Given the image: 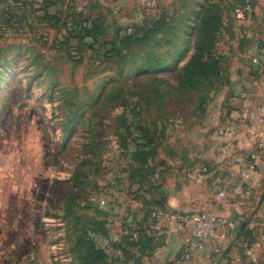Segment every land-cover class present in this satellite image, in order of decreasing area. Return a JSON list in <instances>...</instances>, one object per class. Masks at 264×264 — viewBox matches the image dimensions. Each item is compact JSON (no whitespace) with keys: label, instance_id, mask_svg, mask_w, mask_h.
I'll return each mask as SVG.
<instances>
[{"label":"rangeland","instance_id":"rangeland-1","mask_svg":"<svg viewBox=\"0 0 264 264\" xmlns=\"http://www.w3.org/2000/svg\"><path fill=\"white\" fill-rule=\"evenodd\" d=\"M31 1L20 28L0 30V264H77L73 248L82 223L68 222V199L80 197L73 216L84 224L97 208L118 205V192L110 197L118 185L123 194L130 186L128 162L120 156L115 135L121 128L118 116L126 109L123 98L130 104L127 111L139 102L136 121L157 126V131L197 127V98L178 101L167 86L164 98H157L153 81L176 84L174 69L188 56L189 45L182 43H187L196 13L208 0H58L55 12L46 0ZM211 1L222 15L216 47L222 54L242 26L230 0ZM45 8L57 19H44ZM81 10L98 19L97 35L103 40L131 25L151 26L164 12L174 18L148 40L147 48L142 47L145 59L103 63L102 57H90L89 52L80 59L73 44H60L72 29L65 21ZM172 45L185 51L182 60L156 69L155 56ZM113 88L122 91L118 98L112 97ZM224 89L214 95L215 102ZM110 97L115 100L108 102ZM165 140L159 149L172 158ZM158 154L155 162H160ZM78 169L81 189L75 190ZM132 199L127 194L119 203L133 209L138 202ZM108 218L112 237H119L118 207ZM155 218L160 228L164 217L156 213Z\"/></svg>","mask_w":264,"mask_h":264},{"label":"crops","instance_id":"crops-1","mask_svg":"<svg viewBox=\"0 0 264 264\" xmlns=\"http://www.w3.org/2000/svg\"><path fill=\"white\" fill-rule=\"evenodd\" d=\"M250 2L252 11L238 19L241 32L223 48L228 79L222 96L213 100L197 127L165 130L164 146L173 157L159 149L158 159L165 164L159 170L169 214L158 228L164 244L146 264H169L184 248L188 260L180 264H264V147L248 182L234 161L264 139V0ZM228 180L233 185L219 198L217 188ZM189 211L226 218L230 226L198 247L191 228L172 218Z\"/></svg>","mask_w":264,"mask_h":264},{"label":"trees","instance_id":"trees-1","mask_svg":"<svg viewBox=\"0 0 264 264\" xmlns=\"http://www.w3.org/2000/svg\"><path fill=\"white\" fill-rule=\"evenodd\" d=\"M45 2L48 6H52L53 12L56 11L55 4H58V0ZM230 2L235 10L236 7L243 6L245 0H230ZM32 4L31 0H0V30L6 33L12 28H20L27 21L24 11ZM53 12L45 8L44 19L56 20V13ZM85 13L81 10L74 16H69L70 18L65 22L72 26V29L67 36H63L64 41L60 44H73L80 59L89 52L90 57H102L103 63L111 61L115 64H118V59L127 61L132 58L145 59L147 54L142 52V47L147 48L148 40L168 28L174 18L169 12H164L158 20L151 22V26L131 25L123 30H117L111 40H103L97 35L98 19L86 17ZM195 17V25L189 28L191 34L188 36V41L182 43V45H189L185 49L188 56L183 60L185 62L182 61L183 63L174 69L176 84L171 85L167 80H156L158 78L153 82L157 81L154 89L157 98H164L163 91L166 86L170 88L169 95H174L178 101L188 96L196 97L194 101L197 102V110L200 116H203L213 102L214 95L227 85L228 73L225 67L228 62L226 56L219 54L216 50L222 25V15L219 13L218 4L211 0L205 1ZM162 41L157 42L158 50H161ZM183 52L185 51L182 48L172 45L168 52L155 56L159 61L156 69L168 65L172 60H175L177 64L180 63ZM121 92L113 88L112 97L116 95L118 98ZM112 97L108 102L115 100ZM122 103L126 109L118 116V124L121 128L119 132L117 128L116 142L121 150L120 156L128 162L127 173L130 186L126 193L132 196V200H136L138 205L131 209L120 204V199L127 194H123L118 185V189L116 188L117 190L110 195L114 197V193L118 192V205L115 206V203L111 202L101 209L97 208L96 215L85 219L83 224L79 216H73L76 212L74 207L79 204L77 199L80 197L75 195L68 199L65 214L68 222L79 223V225L82 223L81 232L75 235L73 248L77 264H146L164 244L161 230L155 228L157 224L155 215L158 211L169 214L162 172L159 170L165 164L155 162V159L162 145V139L165 138L166 127L157 131V126L150 128L142 125L140 120L136 121L135 116L139 114L135 110L141 104L137 102L132 111H127L130 107L128 100L123 98ZM228 114L229 111L227 116ZM204 167L208 170L207 166ZM81 174L82 171L78 169L74 176L75 190L81 189L79 184ZM87 207L91 208L92 204L90 203ZM117 207L122 232L119 237L113 238L108 217L115 213ZM244 234L248 237L251 232L245 231Z\"/></svg>","mask_w":264,"mask_h":264},{"label":"built area","instance_id":"built-area-1","mask_svg":"<svg viewBox=\"0 0 264 264\" xmlns=\"http://www.w3.org/2000/svg\"><path fill=\"white\" fill-rule=\"evenodd\" d=\"M235 15L238 19H243L250 12V1L245 0L243 6H238L234 10ZM264 139L258 138L254 146L246 151L237 154L234 158V161L240 167V178L245 182H248L251 178V175L256 171V165L259 153L263 150ZM202 171L207 172V168L203 167ZM233 185V182L228 180L219 184L217 188V194L219 198H224L227 190ZM168 214L163 213L162 211L157 212V216L165 217ZM172 218L175 219L178 223L183 225L186 228H191L193 232V237L196 240V245L201 247L204 242L211 241L217 238L220 235L222 228L230 226L229 221L226 218L216 217L211 214H202L197 211H189L185 213H178L172 215ZM158 229V224L155 226ZM188 260V249L184 248L177 258H169V264H180Z\"/></svg>","mask_w":264,"mask_h":264}]
</instances>
